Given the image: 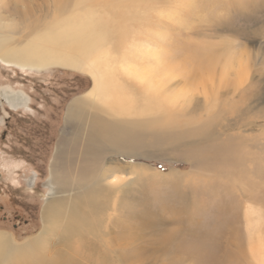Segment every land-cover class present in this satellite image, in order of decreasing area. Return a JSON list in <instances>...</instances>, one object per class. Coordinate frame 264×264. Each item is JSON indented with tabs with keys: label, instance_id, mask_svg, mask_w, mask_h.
<instances>
[{
	"label": "rangeland",
	"instance_id": "374dc122",
	"mask_svg": "<svg viewBox=\"0 0 264 264\" xmlns=\"http://www.w3.org/2000/svg\"><path fill=\"white\" fill-rule=\"evenodd\" d=\"M14 1L42 22L43 28L56 25V34L62 32V38L86 49L103 44L122 62L134 63L138 69L152 63L159 77L167 78L165 73L171 76L165 88L160 86V95L146 86L144 92L140 88L142 81L131 78L137 90L132 92L130 101L140 96L138 105L146 107L142 97L151 94V113H134L130 104L131 125L125 120L116 122L117 127L135 134H121L119 143L125 144L121 145L122 153L115 156L126 173L136 170V174L125 177L131 181L128 189L137 191L141 212H151L153 217L158 214L156 217H162L165 225L148 235V231L142 232L140 220L131 221L111 212L110 219L105 216L107 222L103 221L105 225L99 228L100 234L103 232L101 238H107V233L114 237L119 235L121 224L136 222L140 241L148 240L143 245L156 249L154 255L126 258L118 243H113L96 253L60 256V252H40L36 254L37 261L35 255H30L0 263L176 264L179 254L163 255L158 240L163 231L184 229L183 226L188 231L200 228L203 233L224 230L225 241H241L244 254L236 255L233 264L262 261L264 0ZM158 64L163 67L157 68ZM122 77L127 79L128 75L123 72ZM91 84L86 72L58 67L28 71L0 61V236H5L13 247L29 244L43 229L41 214L53 193L51 173L58 158L55 151L72 125H68L66 115L75 102L85 97ZM185 93L188 101L183 99ZM101 121L105 126L113 123L105 116ZM228 137L236 144L244 141L228 150L234 161L244 162L242 167H236L228 177L216 179L208 172L202 179L192 180L195 170L188 157L192 149ZM81 143L69 138V157L62 159L65 165H69L73 154L76 160ZM260 164L261 175L250 174ZM201 187L204 191L200 197L196 191ZM176 190L192 193L189 197L196 203L206 199L199 208L184 205L177 201ZM172 213H179L186 224L174 222L177 217ZM220 223L223 229L217 231L222 228ZM124 241L129 246L131 241ZM182 264L193 261L184 259Z\"/></svg>",
	"mask_w": 264,
	"mask_h": 264
},
{
	"label": "bare ground",
	"instance_id": "6f19581e",
	"mask_svg": "<svg viewBox=\"0 0 264 264\" xmlns=\"http://www.w3.org/2000/svg\"><path fill=\"white\" fill-rule=\"evenodd\" d=\"M17 16L21 17L14 21ZM38 21L36 18H32L30 12H26V8L20 7L16 1L0 0V61L8 66L28 71L58 67L86 72L90 75L92 84L85 97L75 102L69 114L66 115L65 120L68 125H72L69 131L64 130V137L61 141L59 140L58 149L55 151L58 153L56 154L57 161H54L56 164L54 167L51 165L53 167L51 173L53 193L43 207L42 231L34 241L20 247H13L9 240L6 241L5 236H0V260L15 259L17 261L30 255H35L34 258H36V254L38 255L40 252L42 254L60 252V256H65V253L70 256L87 251L96 253L104 248L102 246L107 247V244L109 246L113 243H118V249L123 250L122 254L126 258H135L147 253L157 254L156 249H150L143 245L149 243L148 240L144 238L145 240L140 241L142 237H139L140 228H137L136 222L121 224L119 235H114V237L107 233L105 234L107 238H101L103 232L101 231L100 234L99 228L110 219L111 212L112 215L118 212L120 217L131 221L140 220L142 232L148 231V235L159 232L165 225L162 217H160L161 219L156 217L158 214L154 213L153 217L151 212L146 211L148 214L141 212L142 209L139 210L140 199L137 195L135 196L137 191L133 193L131 189H128L131 181L128 182L129 179L126 178L136 174V170L130 174L126 173V168H122L120 160L115 156L122 153V146L125 144L123 142L121 146L119 143L121 134L124 137L129 134L135 136V134L129 129L117 127L119 123L116 122L125 120L131 125L133 121L128 120V115L131 114L132 108L137 114L151 113V94L142 97L146 107L141 106V108L138 105L140 96L134 98L132 102L130 101L132 92L137 90L136 84L131 83V78L142 81L140 88L144 92L146 86L148 90H156L160 95L159 93L162 91L160 86L165 88L171 76L169 77L165 73L167 78L159 77L156 65L152 63L142 65L138 69V67H134V63L122 62L113 54L110 47H105L103 44L86 49L83 45H77L69 39L62 38V32L59 31L56 34V25L45 29L41 25L42 22L40 24ZM162 54L160 53V56ZM157 62L159 63V61ZM159 64L157 68L161 66ZM123 72L128 75L127 79L122 77ZM183 99L189 100L187 94ZM23 102H25L24 99ZM166 102L169 103V101ZM130 104H132V108ZM95 115L98 117L95 118ZM102 116L108 117L113 123L105 126L101 121ZM83 120L86 122L84 123ZM70 137L72 141H81L82 143L80 151L75 155L76 160H74L73 154L70 156L69 165H65L62 159L69 157L67 156V149H69L67 147ZM243 142L241 140L236 144L232 137H228L222 142L203 143L193 148L188 155L195 170L194 175L191 176L192 180L202 179L208 172L216 179L228 177L227 175L235 172L236 167H242L244 162L241 164L234 161L231 157L232 151L228 150ZM250 174L261 175V164L255 166ZM201 191H204L202 187L196 191L200 197ZM211 193L209 192V195ZM176 194L179 203L193 205L196 208H199L206 199L196 203L189 197L192 196V193L186 194L182 190H176ZM105 216L107 220H104ZM173 216L177 217L174 220L177 224L179 222L184 225L186 222V219L180 217L179 213L173 214ZM219 225L222 228L217 231L223 229V225L221 223ZM183 227L185 229V226ZM184 229L178 227L175 230L163 231L158 240L160 249L164 252L163 255L172 252L179 254L176 264H182L184 259L192 260L193 264H233V258L236 255L244 254L241 241L238 243L234 240L226 239L227 241H225L224 230L215 234L212 232L203 233L200 228L195 229L196 231ZM125 239L131 241L129 246L125 244ZM210 254H214L215 257ZM73 259V257L70 258V260ZM29 264L33 263L29 262ZM35 264L40 263L35 262ZM45 264H52V262L48 261ZM257 264H264V259Z\"/></svg>",
	"mask_w": 264,
	"mask_h": 264
}]
</instances>
